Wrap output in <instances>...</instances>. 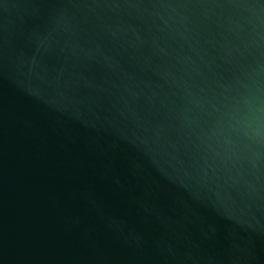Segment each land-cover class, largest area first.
Instances as JSON below:
<instances>
[{
  "label": "water",
  "instance_id": "1",
  "mask_svg": "<svg viewBox=\"0 0 264 264\" xmlns=\"http://www.w3.org/2000/svg\"><path fill=\"white\" fill-rule=\"evenodd\" d=\"M264 0H0V264H264Z\"/></svg>",
  "mask_w": 264,
  "mask_h": 264
},
{
  "label": "clouds",
  "instance_id": "2",
  "mask_svg": "<svg viewBox=\"0 0 264 264\" xmlns=\"http://www.w3.org/2000/svg\"><path fill=\"white\" fill-rule=\"evenodd\" d=\"M238 130L244 136L256 141L264 140V106L260 102L249 104V114L241 119L236 120Z\"/></svg>",
  "mask_w": 264,
  "mask_h": 264
}]
</instances>
